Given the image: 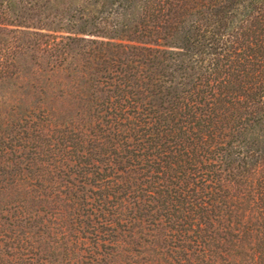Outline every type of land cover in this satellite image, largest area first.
<instances>
[{
  "label": "trees",
  "instance_id": "trees-1",
  "mask_svg": "<svg viewBox=\"0 0 264 264\" xmlns=\"http://www.w3.org/2000/svg\"><path fill=\"white\" fill-rule=\"evenodd\" d=\"M0 264H264V0H0Z\"/></svg>",
  "mask_w": 264,
  "mask_h": 264
}]
</instances>
